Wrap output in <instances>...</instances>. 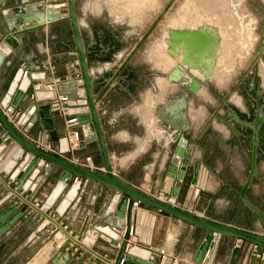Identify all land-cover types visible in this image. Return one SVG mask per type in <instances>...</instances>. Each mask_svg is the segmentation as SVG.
Returning a JSON list of instances; mask_svg holds the SVG:
<instances>
[{
	"label": "crops",
	"instance_id": "1",
	"mask_svg": "<svg viewBox=\"0 0 264 264\" xmlns=\"http://www.w3.org/2000/svg\"><path fill=\"white\" fill-rule=\"evenodd\" d=\"M24 1L34 0H12L6 5H0V9L4 8L0 14V53L3 57L0 60V102H4L5 97L12 93L11 87L16 80L18 87L24 79L32 85L37 84L41 78H45L47 82L58 79L60 83L56 85L55 93L60 94L70 91L62 86L78 77L74 45L68 21L64 18V9L59 7L62 18L36 28L24 29L14 35L8 33L5 23L14 19V17L8 18L10 10L20 6ZM112 1L108 9L104 0H76L75 4L77 23L84 49L87 51V67L95 96L101 93L106 81L115 73L147 30L142 26L144 23L134 26L126 23L124 27L117 21L115 8L119 5L118 0ZM63 2L64 0H47L46 3L50 6H60ZM154 31L155 29L152 34ZM152 34L123 70L124 80L112 84L96 104L114 174L143 193L165 199L174 184L173 180L165 176L166 167L175 147L170 136L180 125L181 152L191 150L192 153L190 167L185 171V180L177 184L180 186V191L175 205L222 224L227 225L234 221L233 224L237 228L263 235L264 227L258 216L244 205L238 209V198L234 192L224 187L209 173L212 171L233 190L240 191L248 173L247 170L244 174L245 168L249 169L251 136L237 131L236 124L230 119H226L225 122L208 123L209 110L205 93L207 82L202 84L197 93L189 94L179 84L166 81L168 72L176 62L169 60L164 45L163 56L159 57L162 65L160 62L159 66L155 65V59L151 55H145V46ZM131 38L134 40L132 41ZM157 51L161 52L160 49ZM155 54L159 56L158 52ZM164 57L168 58L169 62L168 67L165 68ZM48 69H51V73ZM23 72H27L25 78L22 76ZM207 81L209 82V79ZM77 83L79 85V81ZM39 92H42L41 96L38 95ZM52 95L54 93L46 90L36 91V100L40 103H49ZM183 95L186 97L185 118L183 122H179L173 116L174 111H165V108ZM76 97L74 101L68 99L67 119L86 113L79 89ZM28 109L29 106L19 110L17 119L20 126L24 125L29 131L35 132L37 125L32 123V116L27 113ZM53 120L55 130L48 132L46 147H53V144H57L58 139L64 135L63 119L56 116ZM75 129L85 145L66 154V158L81 167H92L100 171L101 158L96 142L91 139L92 133L88 125L81 124ZM40 134L39 130L38 135ZM38 141L39 139H36L34 142L39 145ZM45 149L49 151L48 148ZM10 154L9 152L4 157L1 156L3 158L0 161V171ZM196 160L201 164L197 184L191 185V167ZM25 167V162H22L18 170L23 171ZM43 171L39 172L32 182L26 181L27 191H32L33 194L37 192L34 198L36 201L43 200V196L53 188L60 173L57 169L50 173ZM263 177L264 135L259 138L257 171L246 191L249 203L264 212ZM7 185L5 178L0 175V202L6 196L15 195ZM115 196L111 190L96 183L83 181L77 196L63 217L57 220L52 216V212L48 214V218L58 222L59 226L60 222L65 224L72 232L82 234L84 237L88 228L101 223L99 217L101 212L108 213L110 209L115 208L113 204ZM30 215H35V212ZM48 218H42L41 220H45L40 226L32 217L28 221L18 220L0 236V247L11 239L20 238L22 246L28 249L27 253H31L33 247L42 240L45 232L47 233V231L41 233L45 222L49 230L58 228L50 223ZM131 225L132 235L128 246L141 248L148 255L157 249H164L168 257L163 264H194L195 254L205 236L200 230L137 203L133 205ZM29 226L32 228L28 229ZM58 229L56 231L63 236L62 230ZM97 237L93 238L90 245L84 246L94 247L99 255H103L100 251L101 247L113 249ZM51 245L52 242H49L45 246ZM214 245L215 247L210 249V260L205 259V264H261L259 257L264 254V249H253L247 243L226 237H220ZM55 248L57 249L58 246ZM236 249L237 254L234 253ZM79 259L70 260L67 264H86V262L81 263Z\"/></svg>",
	"mask_w": 264,
	"mask_h": 264
},
{
	"label": "water",
	"instance_id": "2",
	"mask_svg": "<svg viewBox=\"0 0 264 264\" xmlns=\"http://www.w3.org/2000/svg\"><path fill=\"white\" fill-rule=\"evenodd\" d=\"M12 0H0V5H6ZM175 0H169L166 6L161 10L152 24L147 28L138 42L132 47L126 55L122 63L116 69L115 73L106 81L101 93L94 95V86L92 84L88 67H87V51L84 49L83 40L79 31V26L76 18V0H65V9L71 37L74 45V56L77 62L78 77L76 80L70 81L67 85L62 86L65 90H70L65 95L69 100L77 99L78 89L81 91V97L84 100L86 113L77 115L75 118L77 124H87L92 133L91 139L96 142L97 149L101 158L100 171L92 167H81L72 163L66 158L68 149L66 141L62 137L58 139L57 144H53V148L57 153H53L43 149L48 142V132L54 131V118L56 114L51 111L49 103H40L36 100V92L32 89V84L28 83L25 87L21 84L12 90L10 95L5 97L9 102L12 110H23L29 106L32 109V123L37 125L35 132L29 131L24 125H19L18 129L6 118L3 113L4 105L0 102V161L4 155L9 152L10 157L4 168L0 171V175L5 178V183L8 184L9 190L14 191L15 195L6 196L0 202V236L7 231L18 220L28 221L32 219L41 224L42 218L47 217L52 213L55 219H61L69 208L71 203L77 196L78 190L83 181L96 183L108 190L113 191L117 200L115 208L108 213L101 212L99 217L101 223L94 225L93 228H88L86 233L93 232L97 238L114 249L101 247L100 251L103 255L95 252L94 247L88 248L80 243L82 234L72 232L65 224L48 218L50 223H53L55 230H62L65 237L64 243L57 249L56 240L52 239L51 250L48 254L50 264H58L62 260V264H67L70 260L79 259L81 263L86 264H107L108 259L113 256V261L110 264H156L150 260V255L147 259L139 258L129 251L128 241L131 233V215L133 205L139 204L158 212L164 213L179 222H182L189 227L200 230L205 233L204 239L199 246L195 257L194 264H200L207 248L209 247L213 236L220 238L226 237L234 240H239L249 245L264 249V234L259 235L251 231L240 229L234 226V221L231 224H222L216 221L207 219L204 215H196L189 211H185L175 205L177 195L180 191V186L185 180V171L190 167V158L192 151L177 154L180 149L179 141L181 139L182 129L180 125L175 128V131L170 136L172 143L175 145L170 161L166 167L165 176L174 181L171 186L169 195L165 199L143 193L138 189L128 185L119 179L113 172L110 158L107 153L106 144L104 141L103 131L100 124V118L96 111V104L102 95L116 81H123V70L127 67L132 57L139 51L145 40L153 32L157 24L169 10ZM47 0H34L31 2L24 1L20 6L10 10L8 18L14 17L13 20H8L5 26L8 33L15 34L24 29H32L49 23L55 18L50 19L55 12L46 3ZM49 6V7H48ZM4 8L0 9V14ZM166 45L165 53L175 61V65L170 69L166 76V81L169 83L179 84L186 89L189 94L198 92L202 84L206 82L214 73L215 64L218 54L219 36L217 29L208 25H201L196 29H167V36L164 38ZM264 47H260L258 56L262 55ZM0 53V60L2 59ZM257 59V57H256ZM254 60V62L256 61ZM196 71L201 78L197 79L191 74ZM79 81V85L77 83ZM60 86V85H59ZM60 88V87H59ZM185 95L169 104L165 111H174L173 116L179 122H183L186 108ZM4 103V102H3ZM224 103V101L222 102ZM28 113V111H27ZM231 121L239 127H246L251 132V154L249 171L246 180L240 191L233 190L228 184L223 182L221 178L209 171L217 181L221 182L224 187L231 189L238 198V209L244 205L249 211L254 213L260 219L264 227V212L257 209L249 203L246 198V191L249 188L252 179L257 171V153L259 146V128L264 122V113L258 115V119L253 124H248L241 121L232 111L229 112ZM41 132L38 135V132ZM39 139V145L34 141ZM62 141L65 142V148L62 147ZM85 145L84 141H80L79 148ZM193 145H196L193 143ZM3 156V157H1ZM25 162L26 167L23 171L18 170V166ZM200 161L196 160L192 164L191 185L197 184ZM57 169L60 171L53 188L46 194L47 198L42 201H36V193L27 191V182H32L39 172H48ZM30 176H33L30 178ZM62 182V188L56 197L48 203V198L51 196L56 184ZM21 194V196L19 195ZM26 198V199H25ZM35 212V215H30ZM237 215V212L235 216ZM84 230V229H83ZM82 230V232H83ZM59 231H56L57 233ZM55 235V234H54ZM238 250L234 251L237 254ZM33 252L27 255V260L33 256ZM95 257V258H94ZM97 258V259H96ZM264 264V263H262Z\"/></svg>",
	"mask_w": 264,
	"mask_h": 264
},
{
	"label": "rangeland",
	"instance_id": "3",
	"mask_svg": "<svg viewBox=\"0 0 264 264\" xmlns=\"http://www.w3.org/2000/svg\"><path fill=\"white\" fill-rule=\"evenodd\" d=\"M104 1L107 9L109 4L112 3L114 4L112 0H104ZM168 2L169 0H118L117 3L119 5L118 7L115 8V12L118 15L117 21L122 23L124 27H126V23H128L131 26L138 24L142 25L144 23L142 26L144 27V29H146L151 25V23L155 20V18L159 15L161 10L166 6ZM238 2H239L238 5L242 9L241 11L244 14V16H246L247 21H250L248 22V25L250 26L251 29L249 38L248 40H246L247 43L245 42L244 45L243 43H241L243 46L238 44L239 42L237 41V37H236L237 29L236 26H234V24H236L234 20L233 22L231 19L227 20L226 17L222 15L223 13L218 7H217L218 9H214L215 8L214 7L212 10V14L214 13L213 15L216 16L211 15V13L204 16L205 12H202L204 10L197 9L201 4L199 5V3L195 2V0H175L174 3L169 8V10L166 12V14L163 16V18L155 27L154 33L153 34L151 33L152 36L149 38V41L145 46L146 49L145 55L147 56L151 55L156 61L154 62V64L159 66V62L160 65H162L159 57L163 56L162 40L166 36L167 28L172 27L179 29L180 28L191 29L194 24H195L194 26L196 27L197 24L201 22H205L204 18L206 17L207 19L206 22L212 21V23L215 22V24L217 25L220 24V26L222 25L224 28L227 29L228 36H230L234 42L233 45L234 46L236 45L235 48H238L239 45V48L237 50L241 54L249 53V56L246 58V60L237 61L235 64L234 61L232 60V57L226 56L228 55V51L230 50V49L228 50V44L226 43L224 47H222L221 51L222 54L225 56L220 60L221 62L219 64L218 73L216 75L217 78L216 80L213 81L209 79L210 81L209 85L211 87L212 95L209 94L207 91L205 92L207 99L206 103L209 113L210 111H213L215 108H219V101L225 97L226 93L230 90L231 86L238 81V79L245 71H247L248 73L244 79V82H248L250 78H253L257 86H260V84L262 83V78L258 74L257 65H259V63L261 62V65L264 66V52L262 53V55L258 56L260 47H264V0H238ZM206 5L209 4L206 3L204 7H206ZM194 8H196V10ZM192 9L198 11L199 15H203L202 19L204 21L202 19L200 20L201 22L198 20L194 21L193 18L195 17L194 16L195 11L192 12L191 11ZM207 11H209V9ZM214 17H216V19ZM190 18H192V20ZM215 20L220 21V23ZM223 22L226 23L229 22V24H231L233 27L231 25L230 27H228L229 24L226 25ZM189 25L191 28L189 27ZM230 29L233 31H231ZM131 40L133 41L134 38H131ZM245 45L248 46V48H246ZM158 48L160 49L161 52L157 51L159 50ZM240 50L242 51L246 50V51L241 52ZM221 51L220 50L218 51L219 56L221 55ZM155 52H158L159 56H156ZM255 59L256 61L254 62ZM168 63H169L168 58L164 57V68L166 67L165 64L168 65ZM228 78L230 79V81L228 85L224 87L227 83ZM219 80H221L222 82H219ZM215 84H217L219 87H224V88L220 89L216 87ZM238 90H240V92L242 93L243 89L241 88V86H239ZM237 96H238L237 94L232 95L230 97L231 104L228 105L232 106L236 104L239 105V108L243 109L244 111H247V107L244 104H246V102L249 105L251 104L248 101H246V99L244 104L240 103L239 97L237 101ZM219 112L222 115V117H224L226 111L224 109H220ZM213 122H215V120ZM263 135H264V129H263ZM247 170L249 171L248 167L245 168L244 174L247 172ZM41 224H39V226ZM31 228L32 227L29 226L28 229ZM41 229H42L41 233L45 231H47V233L45 232V236L42 238V240L39 243H37L36 246L33 247V251H32L33 253L43 248L47 243L49 242L51 243L54 237L55 228L53 230H49L46 222L44 225H42ZM27 251H28L27 247L22 246V241L20 238L16 240L11 239L7 241L3 247H0V264H25V262H27V258H26V255H28ZM45 264H50V263L46 261Z\"/></svg>",
	"mask_w": 264,
	"mask_h": 264
},
{
	"label": "bare ground",
	"instance_id": "4",
	"mask_svg": "<svg viewBox=\"0 0 264 264\" xmlns=\"http://www.w3.org/2000/svg\"><path fill=\"white\" fill-rule=\"evenodd\" d=\"M195 2H197V3H199V8H197V9H202V10H204V11H202V12H205L204 13V16L205 15H207V14H209V13H211V15H213L212 14V10H213V8L214 9H220L221 11H222V15H224L225 17H226V19L227 20H229V19H231L232 20V22H233V20H234V22L236 23V24H234V26H236V29H237V41L239 42H237L238 44H240L241 46H243L244 45V43L246 42V40H248V38H249V34H250V26L248 25V22H250V21H247V19H246V16H244V14L242 13V9L240 8V6L238 5V0H195ZM206 3H208L209 5H206V7H204L205 6V4ZM50 6V5H49ZM48 6V7H49ZM201 6H202V8H201ZM59 7L61 8V9H64L65 10V17L64 18H66L67 17V14H66V9H65V0H64V2L59 6H57V5H51L50 6V8L55 12V14H53V15H51V18L50 19H58V18H62L61 17V15L62 14H60V12H59ZM218 7V8H217ZM195 10H196V8H194ZM209 9V11H207ZM195 10H191L192 12L193 11H195ZM208 12V13H207ZM190 15H191V13H190ZM189 15V16H190ZM188 16V17H189ZM194 18H193V20L195 21V20H198V21H200L203 17V15H199V13H198V11H195L194 12ZM201 16V17H200ZM213 16H216V15H213ZM191 17V16H190ZM223 17V16H222ZM224 17V18H225ZM192 18H190L191 20H192ZM207 18H209V17H207ZM215 19H216V17H214ZM189 19V20H190ZM205 19V22H201V23H199V24H197L196 25V27L194 26L195 24V22L192 24L193 25V27L191 28L190 27V25H189V27L191 28V29H189V30H193V29H196L197 27H199V26H201V25H203V23L205 24V25H208V26H211V27H215L216 29H217V32H218V36H219V44H218V51L220 50L221 51V49H222V47H224V45L227 43L228 44V52H229V55H226V56H228V57H232V60L234 61V63L236 64V62L237 61H244V60H246V58L249 56V53H246V54H241L237 49L239 48V45H238V48H235V46L233 45V40L231 39V37L230 36H228V34H227V29L226 28H224L222 25L220 26V24L219 25H217V24H215V22L214 23H212V21L210 22V21H208V22H206V17L204 18ZM203 20V19H202ZM212 20V19H211ZM224 20V19H223ZM204 21V20H203ZM215 21H217V20H215ZM217 22H219L220 23V21H217ZM216 22V23H217ZM190 23V22H189ZM188 23V24H189ZM223 23H225L226 25L227 24H229V22L228 23H226V22H223ZM191 24V23H190ZM224 25V24H223ZM230 25L231 24H229V26L228 27H230ZM225 26V25H224ZM232 26V25H231ZM195 27V28H194ZM227 27V26H226ZM233 27V26H232ZM169 28H172V27H169ZM235 28V27H234ZM177 29H179V28H177ZM180 29H187V28H180ZM233 29V28H232ZM231 30V29H230ZM231 31H233V30H231ZM235 31V30H234ZM232 33V32H231ZM230 33V34H231ZM232 35V34H231ZM166 36H167V31H166ZM165 36V37H166ZM164 37V38H165ZM164 38H163V40H162V44L164 45V47L166 48V45H165V43H164ZM9 39V41H11V39L10 38H8ZM236 39V38H235ZM234 39V40H235ZM241 43H243V45L241 44ZM247 43V42H246ZM235 44H236V42H235ZM229 46H230V48H229ZM245 47L246 48H248V46H246L245 45ZM4 48V47H3ZM242 49H243V47H242ZM241 52H243V51H246V50H240ZM7 53V52H6ZM168 57H169V55H167ZM224 56L225 55H223L222 54V51H221V55L219 56L218 54H217V59H216V64H215V70H214V73H213V75L210 77V80H216V78H217V73H218V67H219V64H220V60H221V58H224ZM169 60L170 61H172L173 63H175V61H173L172 59H171V57H169ZM259 63V62H258ZM173 66V65H172ZM258 66V74H259V76H261V78H262V80H264V66L263 65H261V62L259 63V65H257ZM166 67H168V65L166 66ZM191 74L194 76V77H197V78H201V76L196 72V71H192L191 72ZM221 76V75H220ZM219 76V77H220ZM225 76V75H224ZM222 77H223V75H222ZM221 79V78H220ZM224 79H225V77H224ZM223 80V79H222ZM229 81H230V79L228 78V80H227V83H226V85L224 86V87H226L227 85H228V83H229ZM219 82H222L221 80H219ZM264 82V81H263ZM215 83V82H214ZM28 84V80L27 79H24L23 81H22V83H21V85H22V87H25L26 85ZM17 86V80L16 81H14V83H13V85H12V87H11V92H12V90L15 88ZM215 86L216 87H218V88H220V89H223L224 87H219L217 84H215ZM42 92H39L38 93V95L39 96H41L42 94H41ZM80 93H81V91H80ZM197 93V92H196ZM231 101V100H230ZM7 102V99H5L4 100V103H6ZM86 109V108H85ZM28 111V113L30 112L31 113V111H32V109L30 108V109H28L27 110ZM24 121V119L22 120V122ZM76 123H77V120H76ZM67 146V145H66ZM62 147L63 148H65V142L64 141H62ZM181 147L182 146H180V149L177 151V154H180V152H181ZM61 188H62V182H58L57 184H56V186H55V188H54V190H53V192H52V194H51V196L48 198V203H50L55 197H56V195L59 193V191L61 190ZM44 198H47L46 197V193H45V195L43 196V199ZM116 200H117V196H115V198L113 199V204H115V202H116ZM110 210H112V209H110ZM64 236V235H63ZM62 236V234L61 233H59V232H57V233H55V235H54V239L56 240V242H57V245L56 246H58V247H60L61 245H62V243H64V241H65V239H64V237ZM95 237V234L93 233V232H90L89 234H87L86 236H84V237H82L81 238V241H80V243L82 244V245H90L91 243H92V241H93V238ZM63 239H64V241H63ZM56 249V248H55ZM50 250H51V248H50V246H44L43 248H41L40 250H38V251H36V252H34V254H33V256L30 258V259H28L27 260V262H25V264H44L45 262H46V260L48 259V254H49V252H50ZM129 251H130V253H132L133 255H135V256H137V257H139V258H142V259H147L148 258V254H147V252L146 251H144L143 249H141V248H138V247H135V246H131V247H129ZM58 264H62V260L60 261V262H58ZM123 264H129V263H123Z\"/></svg>",
	"mask_w": 264,
	"mask_h": 264
},
{
	"label": "built area",
	"instance_id": "5",
	"mask_svg": "<svg viewBox=\"0 0 264 264\" xmlns=\"http://www.w3.org/2000/svg\"><path fill=\"white\" fill-rule=\"evenodd\" d=\"M48 72L51 73V69H48ZM26 74H27V72H23L22 76L25 78ZM59 83H60V81L58 79L57 80H51V82H47V81H45V78H41L37 84L32 86V89L34 92L40 91V90H46L48 92L54 93V95H52L49 99L51 111L54 114H56V116H59L63 119V126H64L63 138L66 141L68 152L72 153L73 151H75L79 148V143H80L81 139H80V136H79L77 130L75 129V127L78 126V124L76 123V118L75 117L68 118V119L66 118L67 105L69 103L68 97L65 95H60L57 92L55 93L56 85ZM2 104L4 105L3 110H2L4 115L15 126V128L18 129V126L20 125V123L17 119L19 111H17V110L13 111L12 108L10 107L8 101L6 103L2 102ZM31 113H32V111H31ZM31 113L29 112V114H31ZM47 137L48 136L46 135V138ZM38 143H39V141H38ZM41 147L43 149L48 148V150L50 152L57 153V151L53 147H46V145L41 146ZM168 217H170V216H168ZM131 235H132V231L130 233V236ZM218 239L219 238L213 236L211 243H210L209 247L207 248V251L205 252L204 257H203L200 264H205V262H204L205 259L210 260V257H211L210 249H213L215 247L214 242H216ZM251 247L253 249L258 248V247L252 246V245H251ZM113 249L115 250L116 248H113ZM167 257H168V254L164 249H157V250L151 252V255L149 258L151 261H154L156 264H163L164 260ZM112 261L113 260H111V258L108 259L107 264L112 263ZM259 261L261 262V264L264 263V254H262L259 257Z\"/></svg>",
	"mask_w": 264,
	"mask_h": 264
},
{
	"label": "flooded vegetation",
	"instance_id": "6",
	"mask_svg": "<svg viewBox=\"0 0 264 264\" xmlns=\"http://www.w3.org/2000/svg\"><path fill=\"white\" fill-rule=\"evenodd\" d=\"M247 73L248 72L245 71L238 79V81L231 86L230 90L226 93L225 97L219 101V108H215L213 111H210L208 123L213 122L214 120L225 122L227 118L231 120L229 112L232 111L241 121L248 124H253V122L258 119V115L264 113V82L262 80L260 86L256 85V82L253 78H250L248 82H244ZM206 82V90L209 94H211V87L209 85L210 81ZM239 86H241V88L243 89L242 93L240 92V90H238ZM234 94L238 95L240 103L244 104L246 99V101L251 104L249 105L247 102L246 104H244L247 107V111H244L243 109L239 108V105L236 104L232 106L228 105L231 104L230 97ZM223 101L224 103H222ZM220 109H224L226 111L224 117H222V115L220 114ZM236 127L237 131H240L241 133H247L250 136L252 135V132L248 128L244 126L239 127L237 124ZM263 129L264 122L259 128V138L263 135Z\"/></svg>",
	"mask_w": 264,
	"mask_h": 264
}]
</instances>
